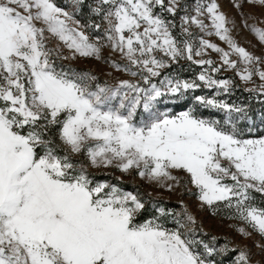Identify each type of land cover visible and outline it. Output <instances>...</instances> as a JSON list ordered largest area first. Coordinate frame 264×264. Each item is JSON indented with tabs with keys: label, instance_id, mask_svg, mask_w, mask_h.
<instances>
[{
	"label": "snow or ice",
	"instance_id": "snow-or-ice-1",
	"mask_svg": "<svg viewBox=\"0 0 264 264\" xmlns=\"http://www.w3.org/2000/svg\"><path fill=\"white\" fill-rule=\"evenodd\" d=\"M230 4L0 0V264H264V0Z\"/></svg>",
	"mask_w": 264,
	"mask_h": 264
},
{
	"label": "rangeland",
	"instance_id": "rangeland-1",
	"mask_svg": "<svg viewBox=\"0 0 264 264\" xmlns=\"http://www.w3.org/2000/svg\"><path fill=\"white\" fill-rule=\"evenodd\" d=\"M219 2L221 3L223 10L225 12H227L229 14V16H235V10L231 7L230 0H219ZM237 19H238V17H237ZM236 38L238 39V42L242 46H245V47L249 46V42H251L253 44L257 43L255 37L251 33H249L247 30H244L241 33L237 34ZM76 66L81 67V68H96L97 71L100 70L99 66L96 65V63L93 61L77 62ZM102 79H103V77H102ZM187 202L193 207V209H195V204L193 201L188 200ZM170 203H172L171 207H178V205L176 203V197L175 196H173L171 198ZM229 223H231V222H229V221L221 222V221L213 219V218H207L205 220L204 228L206 231H209L211 234H214L217 236H222V235L227 234L230 237H235V234L227 227V225ZM257 239H258V237H257ZM244 242L249 244V245L252 244L251 240L244 241ZM254 251H255V249H254Z\"/></svg>",
	"mask_w": 264,
	"mask_h": 264
},
{
	"label": "trees",
	"instance_id": "trees-1",
	"mask_svg": "<svg viewBox=\"0 0 264 264\" xmlns=\"http://www.w3.org/2000/svg\"><path fill=\"white\" fill-rule=\"evenodd\" d=\"M65 2H66V0H57V3H58V4H61V5H64ZM171 204H172V203L169 202V206H170V207H171Z\"/></svg>",
	"mask_w": 264,
	"mask_h": 264
}]
</instances>
